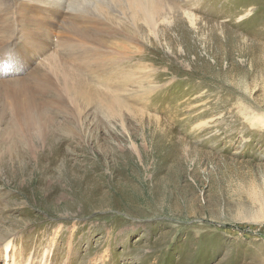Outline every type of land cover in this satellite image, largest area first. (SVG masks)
Masks as SVG:
<instances>
[{
    "label": "rangeland",
    "instance_id": "374dc122",
    "mask_svg": "<svg viewBox=\"0 0 264 264\" xmlns=\"http://www.w3.org/2000/svg\"><path fill=\"white\" fill-rule=\"evenodd\" d=\"M27 1L0 7L26 73L0 77V237L27 263L264 264V0H65L90 43Z\"/></svg>",
    "mask_w": 264,
    "mask_h": 264
},
{
    "label": "bare ground",
    "instance_id": "6f19581e",
    "mask_svg": "<svg viewBox=\"0 0 264 264\" xmlns=\"http://www.w3.org/2000/svg\"><path fill=\"white\" fill-rule=\"evenodd\" d=\"M37 2L36 5H31L29 1H27V4L24 6V9L26 12L29 13L31 21H33L35 18L37 19L36 23L41 24L40 26L46 27V29L51 30L54 25L63 24L66 25L65 29L69 28H75L80 29L77 20L72 17L71 9L68 7L66 8V2L65 0L57 1L56 4L54 1L52 2V7L43 9L40 8L39 3H44L46 0H35ZM127 2L130 4L131 8H136L137 10H140V12L143 13L145 16L146 14L149 15V21L151 20V14L154 11V4L149 3V0H127ZM80 4V3H79ZM87 7H90L93 5V11L97 12V15L94 17H89L90 19L85 20V22L93 21L96 19V17H100L103 14V5L100 2H92L89 1L85 2ZM3 5L0 0V7ZM45 6V5H44ZM5 7V6H4ZM10 9L7 8V11ZM105 10V9H104ZM99 13V14H98ZM76 14V13H75ZM84 14V13H83ZM64 15V17H63ZM92 15V14H91ZM72 17L71 19L68 17ZM85 17V16H84ZM85 19V18H83ZM99 19V18H98ZM96 19V20H98ZM6 18L4 17V14L0 13V22L5 21ZM83 21V20H82ZM58 22V23H57ZM84 22V21H83ZM34 23V22H32ZM22 25V24H21ZM24 28V27H23ZM75 31V30H74ZM83 31L80 29V32ZM89 32V31H87ZM97 30L95 28H91V35L90 36L86 32L79 33L82 40L86 41L87 43L94 42L95 40V33ZM0 56L5 57V61L9 64H7V67L10 71L5 70L0 74V77L2 78H12V79H19L22 78L25 73V71H21L18 69H14L16 65L21 67V64H24V59H21L20 56L17 55H11L9 53H4L0 51ZM98 66V65H97ZM17 71H20L17 73ZM78 72V71H77ZM35 82V87L38 91H40L43 95L48 94L52 98L54 95H56V91L54 90L53 86V80L48 74H43L40 77H34L32 78ZM79 84H82L81 82ZM73 85V84H72ZM78 85V83H77ZM21 89L25 87V84L22 83L19 85ZM48 104L52 106H58V101L55 99H47L46 100ZM17 117L16 112H13L11 115V118L15 119ZM12 233V232H11ZM15 234L6 233L3 237H0V256L6 257V263L5 264H40L37 263L35 260H32L30 263L24 262L23 260V248L21 247V250L18 251L15 248V240L12 238ZM53 248V247H52ZM51 250L47 249L45 252H43V257H41V264H49V258H50ZM10 259V260H8ZM51 259V258H50ZM53 260V259H52Z\"/></svg>",
    "mask_w": 264,
    "mask_h": 264
}]
</instances>
